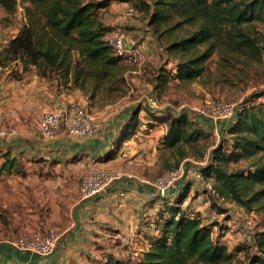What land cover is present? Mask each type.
<instances>
[{
    "label": "trees",
    "instance_id": "obj_1",
    "mask_svg": "<svg viewBox=\"0 0 264 264\" xmlns=\"http://www.w3.org/2000/svg\"><path fill=\"white\" fill-rule=\"evenodd\" d=\"M22 1L31 2L26 5L28 23L7 46H0V66L21 61L27 69L34 65L38 69L59 70L81 88L93 80L94 91L100 82L114 84L119 80L125 60L108 43L110 28L99 12L112 0ZM0 5L11 13L17 0H0ZM139 5L147 25L158 36L167 35L165 52L172 67L157 75L160 86L171 80L184 83L199 80L215 54L220 56L223 66L233 56L261 59L264 55V37H258L253 29L254 23H264V0H155ZM177 29L182 33L176 34ZM108 88L111 90L114 85ZM244 103L243 109L224 127L229 147L222 136L201 172L205 179L214 180L213 186L226 200L264 215V93H257ZM140 110L138 107L129 115L121 130L122 139L137 134ZM189 112L185 108L179 113H166L168 122L160 150L173 151L178 159L187 157L188 148L212 132ZM147 115L151 120H166L158 113ZM0 156L5 158L0 172L17 167V160L9 151ZM230 161H245L246 165L230 171L227 168ZM189 188V183H183L176 199L170 195L154 198L161 203L163 213L156 237L145 234L151 243L142 256L133 259L109 256L100 264H264V227L254 233L255 250L248 255L249 262L235 260V253L214 235L215 226L219 224L218 234L225 226L218 221L209 223L199 210L183 205L189 197Z\"/></svg>",
    "mask_w": 264,
    "mask_h": 264
},
{
    "label": "rangeland",
    "instance_id": "obj_2",
    "mask_svg": "<svg viewBox=\"0 0 264 264\" xmlns=\"http://www.w3.org/2000/svg\"><path fill=\"white\" fill-rule=\"evenodd\" d=\"M142 1L152 3L155 0H133V2L112 0L107 8L99 11L104 24L110 28L109 32L121 29L130 42L141 46L146 54V60L142 64L125 60L121 65L119 80L114 82V84H110V81L100 82L99 88L94 91L92 90L93 80H88L84 84V88H81L72 82L70 78H66L62 71L38 69L34 65L27 69L23 68L21 61L8 62L5 66H0V111L4 118L3 123L18 126L5 116L3 108L6 110L11 107L21 111L22 119H27L26 122L22 123L23 130L25 131L26 129L27 132L33 130L32 132L35 133V131H38V122L43 113L49 111L54 103L67 97L70 101L76 100L87 104L97 113L100 119L108 116L111 118L115 114L126 111L131 115L139 107L141 110L138 114L140 122L137 134L132 135L128 139H122L120 137L121 130L128 118L121 122V125L117 126V131H115L116 139L110 145L106 156L108 166L102 167L110 170H123L133 173L139 178L153 179L179 166L182 162L199 167L205 156L212 157L216 137L210 131L218 129L219 133H221L222 123L226 121H221L222 123L219 121L216 125L217 128L214 127L213 130H208L210 133L206 138L201 139L195 146L188 148L190 149V154L187 157L178 159L177 154L173 151L160 150L162 147L161 138L168 122L166 113L183 111L181 104L185 103L191 116L196 118L193 115V109L201 105L204 106L208 100L236 103L252 100L257 96V93H264V55L261 59L249 58L244 55L233 56L231 62L223 66L221 65L220 56L215 54L209 60L204 76L199 80L191 83L171 80L167 84L160 86L157 75L168 71L172 67L165 52L167 35L161 36L160 34L158 36L154 29L147 25L145 14L140 10L141 6L139 3ZM28 4H31V2L17 0L16 9L11 13L0 5L1 47L7 46L9 41L28 23L26 13V5ZM127 4L133 5L138 12L132 16L120 18L119 15L124 12ZM253 29L258 37H264V23H254ZM134 31L139 33L134 34ZM175 33H182L181 29H177ZM109 85H114V88L109 90ZM39 89L48 92L45 100L47 102L45 107L48 110L40 114L37 113L36 106L45 102L43 99L39 100L40 97H36L33 100L37 104L24 106L25 101H30L32 98L29 92ZM150 92L155 93L159 99L160 106L156 109L148 106L144 101V96ZM147 113H158V116L164 117L166 120L162 122L151 120ZM206 119L211 120L210 117H206ZM106 121L108 122V120ZM27 124L29 127H27ZM39 134L34 136L35 140L38 139V136L43 137ZM19 135L21 136V134ZM227 137L228 133L226 132V136H224L226 139L225 146L229 147ZM14 138L8 140L0 139V142L6 143ZM27 161L31 160L25 156L22 157V162ZM32 161L49 162L43 156H33ZM245 165V161H230L227 168L232 171ZM38 174H40L39 169L35 170L31 177H37ZM2 180L0 179V181ZM133 181L140 184L138 179ZM183 183H189L190 186L189 197L184 201L183 205L189 204L190 209H198L205 217V221L209 223L218 221L225 226V229L221 230L220 234H218L219 224L215 226L213 228L214 235L220 237L229 250L235 253V260L249 262L248 255L255 250L253 246L254 233L264 227L263 213L259 211L249 212L235 202L215 199L210 192V185H214V180L212 179L189 178L184 180ZM9 188L10 191L8 193L0 192V224L4 225L0 228V237L4 235L5 227L9 229L11 226L18 228L23 223L31 224L34 220H42L39 218H19L13 213V209L21 207L24 202H28V205H32L33 208L41 207L40 200H45L46 197L43 198V195L38 194L41 193L39 189L42 188L39 183L23 184L21 181H17L11 183L10 186L5 185L3 190ZM34 189H38L39 192L37 194L33 193L32 190ZM143 196L145 198L140 200L141 204L136 208V215L139 220L137 230L143 237H145L146 233L156 237L163 208L161 203L155 202L149 194L148 196ZM177 197L176 193L171 199H176ZM25 220L28 221L26 222ZM247 220H251L252 224H247ZM145 238L142 239L140 236H136L131 244L121 241L117 245L119 238L105 235V239L101 238L100 242H96L101 245V248L96 253L91 251L92 255L89 256V261L92 264H100L101 261L106 260L109 256L126 257L133 255L134 257L135 255L137 257L139 252H144L150 247L151 241H146ZM192 264L198 263L193 262Z\"/></svg>",
    "mask_w": 264,
    "mask_h": 264
},
{
    "label": "crops",
    "instance_id": "obj_3",
    "mask_svg": "<svg viewBox=\"0 0 264 264\" xmlns=\"http://www.w3.org/2000/svg\"><path fill=\"white\" fill-rule=\"evenodd\" d=\"M137 33L139 32L134 31V34ZM29 95H32V98L30 101H25L24 106L37 104L33 102L36 97L45 101L48 92L43 89L32 90ZM69 102L68 97L59 100L50 107V110L62 107ZM46 105L45 101L36 106L37 113L40 114L48 110ZM3 110L5 116L17 124L23 134L15 137L12 141L0 142V155L9 151L11 156L17 160L15 165L18 167V171L14 166L10 172H0V179H3L0 181V192L8 193L10 188L3 190V187L10 186L11 183L17 181H21L23 184L39 183L42 186L39 189L41 193H38V189H34L32 192L46 198L40 200V208H33L32 205H28V202H24L21 207L13 209V213L19 218L42 220H34L31 224L23 223L18 228L5 227L4 235L0 237V262L2 264H92L89 261V256L92 255L91 251L96 253L101 248V245L96 242H100L101 238L105 239V235L119 238L117 245L121 241L131 244L136 236L145 238L137 230L139 220L136 215V208L141 204L140 200L145 198L143 195L148 196L150 188L145 184L140 181V184H137L133 180L119 181L112 186L108 193L90 199H82L78 190L81 176L93 164L96 163L100 167L108 166L106 157L108 150L116 139L117 126H120V123L129 117L128 111L115 114L111 118L108 116L107 119L99 118L98 134L93 137L72 136L63 132L55 138L38 136V139L35 140L34 136L39 132L35 131L34 133L33 130L27 132L25 128V131L23 130L22 123L27 119H22L21 111L11 107L6 110L3 108ZM196 120L207 130L217 128L218 122L201 116L196 117ZM229 122L221 123L225 127ZM223 127L221 134L226 136ZM24 156L31 161L22 162ZM33 156H43L49 162L32 161ZM4 159L3 156H0V168ZM38 169L40 174L37 177H31V174ZM183 181L170 190L171 197L182 187ZM121 190L125 192L124 196L119 195ZM3 226L0 224V228ZM50 226H56L60 237L56 249L48 255H38L20 250L11 243V239L29 234L37 227ZM109 228L111 229L109 230ZM145 240L149 241L147 238ZM143 253V251L139 252L137 258ZM135 257V255L134 257L131 255L120 258Z\"/></svg>",
    "mask_w": 264,
    "mask_h": 264
},
{
    "label": "built area",
    "instance_id": "obj_4",
    "mask_svg": "<svg viewBox=\"0 0 264 264\" xmlns=\"http://www.w3.org/2000/svg\"><path fill=\"white\" fill-rule=\"evenodd\" d=\"M137 12L138 10L133 5L127 4L126 9L119 17L126 18ZM106 38L115 53L123 57L124 60L139 64L146 60V54L141 46L130 42L123 30L117 29L108 32ZM144 101L153 109L160 106L159 99L153 92L147 93L144 96ZM244 105L245 103L242 101L226 103L224 101L208 100L204 106L201 105L194 108L193 114L210 117L214 122L231 121L243 109ZM186 107L185 103L181 104V108L185 109ZM3 119L0 111V139L8 140L23 134L16 125L4 124ZM98 128L99 118L97 113L87 104L76 100L70 101L62 107L44 112L38 122V131L45 138H55L63 132L72 136L93 137L98 134ZM212 132L216 137L215 148L220 142L222 135L218 129H214ZM210 160V156H205L199 167L182 162L179 166L153 179L139 178L133 173L123 170H110L95 163L81 176L79 192L82 199H90L108 193L112 186L119 181L138 179L150 188L148 194L151 198L165 197L169 195L170 190L174 186L183 180L189 178L203 179L201 168L206 166ZM210 192L215 199L226 201V198L212 185H210ZM119 195L124 196L125 192L121 190ZM247 224H252V221L247 220ZM59 237L58 229L50 226L36 228L29 234H23L11 239V243L20 250L38 255H48L56 249ZM0 264L2 263L0 262Z\"/></svg>",
    "mask_w": 264,
    "mask_h": 264
}]
</instances>
